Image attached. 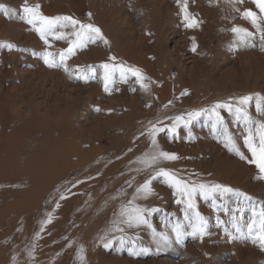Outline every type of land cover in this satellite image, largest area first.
<instances>
[{"label": "rangeland", "instance_id": "374dc122", "mask_svg": "<svg viewBox=\"0 0 264 264\" xmlns=\"http://www.w3.org/2000/svg\"><path fill=\"white\" fill-rule=\"evenodd\" d=\"M25 3L39 4L47 17L69 16L99 27L108 43L87 42L65 60L68 71L64 67L50 68L44 54L52 52V58L59 61L60 53L75 37L57 40L50 34L46 44L32 25L20 19ZM183 3L184 0H0V5L10 11V17L0 12V45H13L11 50L0 46V114L6 102H11L7 107L21 112L23 118L43 117L52 109L53 117L63 120L73 137V163L77 164L70 172L69 185L62 187L63 193L48 191L29 202L5 190L22 185L15 179L23 163L17 156L6 170L7 175L9 171L13 175L9 172L11 177L5 176V171L0 175V264H81V245L86 264H264V247L259 241L232 239L224 231L227 228L239 237L232 227L235 216L242 217L239 223L247 233L252 210L258 213L264 209V179L260 178L264 174L255 163H249L253 156L245 143L248 127L243 120L237 122L233 113L219 109L223 125L213 128V121L202 115L189 127L181 125L176 137L167 133L176 116L210 108L217 102L232 104L234 111L239 98L249 95L253 100L246 110L253 126L264 123V100L257 108V94L264 97V40L240 15L246 9L258 16L261 13L253 0L235 4L233 0H187L189 17L199 22L197 27L188 28ZM234 26L247 28L254 35L241 42L231 31ZM76 30L71 25L57 26V31L65 34ZM113 56L114 61L110 59ZM105 63L141 69L150 78L145 81L150 84L149 90H144L131 73L122 80L116 72L106 92L101 67ZM81 74L88 77L87 81L78 78ZM159 88L163 90L161 94ZM185 91L187 94L181 95ZM151 124L166 129L156 137L160 147L180 157L162 161L161 167L174 170L190 183L232 189L223 195L217 193L216 203L222 206L219 209L212 206L211 199L206 201L197 195L198 211L208 221L209 234L202 242L191 236L182 242L176 240L172 229L176 223H185L186 205L176 203L179 197L163 178L152 182L155 195L137 203L160 210L148 219L158 232L169 234L166 245L158 244L146 226L126 228L125 233L109 231L121 205L131 200L136 187L152 172L146 168L140 176L142 172L138 170L145 168L139 163L143 148H152L148 136ZM225 126L246 159L226 146ZM46 128L39 125L42 131ZM2 141L0 138V147ZM255 143L259 146L258 135ZM3 157L1 166L5 164ZM120 177L125 181L119 185L116 181ZM4 198L17 202L7 205ZM18 202L32 206L21 210L14 206ZM10 207L18 208L19 213L13 209L11 213ZM49 214L51 222L42 224ZM258 227L257 224V230ZM106 234L115 241L107 248L106 241L101 240ZM121 235L126 241L128 237L135 240L138 255L129 254L131 242L121 247Z\"/></svg>", "mask_w": 264, "mask_h": 264}, {"label": "snow or ice", "instance_id": "6c2138e0", "mask_svg": "<svg viewBox=\"0 0 264 264\" xmlns=\"http://www.w3.org/2000/svg\"><path fill=\"white\" fill-rule=\"evenodd\" d=\"M233 3H243V0H233ZM253 3H255L259 8L261 15L258 16L257 13L251 9L244 10L240 13V15L242 19L248 20L253 25V27L256 28L257 32L260 34V39L264 40V0H253ZM182 11L184 13V20L186 22L185 27H197L199 22L196 19L189 17L187 11V0H184ZM236 11L240 12V9L236 8ZM0 12H2L6 17H10L9 9L3 5H0ZM22 12L24 15H22L20 19L25 20L26 23L32 25L34 30L39 33L41 39H43L46 44H48V36L50 34L57 40L68 39L69 35H73L75 37V39L70 41V46L68 49L60 53L59 61L52 58L54 56L52 52H47L44 54L45 63L50 68L64 67V70L68 71V68L65 65V60L71 55H74L77 49L85 47L87 42H95L97 40H103L105 44L108 43L107 40L104 39L103 33L99 27H96L92 24H83L69 16L47 17L40 11L39 4H36L35 6H28V4L25 3L22 8ZM90 15L91 14H89V16ZM58 25L60 28L71 25L77 30L73 33L65 34L64 32L57 31ZM231 31L236 34L237 39L241 42H247V40L254 35L253 32H250L247 28L241 26H234L232 27ZM193 41L192 51L195 52L197 47L195 44V38H193ZM0 46L7 47L9 50H11L13 47L11 44H4ZM110 59L114 61L116 57L113 56ZM101 67L104 69L106 92L109 91L108 84L112 82V76L116 72L120 73L122 80L126 78L127 73H131V75L136 77V79L140 82V85L144 90H149L150 84L146 83L145 81L150 80V78L146 77L139 68L125 66L123 63L119 65L105 63L101 65ZM92 71L94 72L95 69H92ZM78 78L84 79L85 81L88 79V77L83 74H81V76ZM186 94V91L181 93V95ZM257 96V108L259 110L261 107L259 101L264 100V97H260L258 94ZM252 100L253 97L250 95L240 97L238 100V105L235 107L234 111L232 104L227 102H217L210 108L190 111L186 114V116H176L174 118V123H172V125L167 128V133L169 137H176L178 135V128L181 125L184 127H189V125L194 120L199 119L202 115H207L208 118L213 121V128H216L217 125H223L224 123V117L221 115L219 109H227L230 113L234 114L237 122L243 120L245 126L248 127V136L245 140V143L253 156V159L250 160L249 163H255L260 173L264 174V123H260L255 127L253 126V122L246 110V106ZM168 103L171 104L172 102L169 101ZM167 106L168 105H165L164 107ZM164 131H166L164 127H158L157 124L150 125L148 129V136L150 137L152 148L149 152L140 157L139 160L140 163L145 166V168L152 169V172L149 174L148 178H146L136 187L135 194L132 196L131 200L126 204L121 205L119 215L113 221L112 228L109 231L125 233L126 228L139 229L142 226H146L152 230L153 239L156 240L158 244L162 243L166 245L170 240L169 234L166 232H158L148 219V216L160 210L156 208L149 209L142 207L139 203H137L138 200L148 199L150 196L155 195L154 189L152 188V182L157 178H163V182L174 189L175 194L179 197L176 203L186 205L184 211L185 223H176L172 229V231L175 233L176 240L182 242L185 237L191 236L192 238H199L202 242L205 235L209 234L208 221L206 217H204L198 211V206L196 203L197 195L201 196L206 201L211 199L212 206L219 209L222 206L216 203L217 193L223 195L224 193L231 192L232 189L219 184L208 185L205 183H190L189 181L180 178L174 170L161 167L160 164L162 161H176L180 158L175 153L164 151L157 142V135ZM223 135L225 136L227 142L226 146L230 145L241 159H246L244 154L236 148L230 134L227 132L226 126L224 127ZM256 135L259 136V146H257L255 143ZM260 178L264 179V175H261ZM64 198L66 197H61V199ZM246 199L248 198L246 197ZM57 207H59V205H57ZM252 216L253 219L246 225L248 230L247 233L242 231V226L239 223V220L242 219V217L237 218L235 216L232 218V227L235 229L236 233L240 234L239 237L232 235V233H230L227 228H225L224 231L232 239L251 238L253 243L259 241L261 247H264V209H261L258 213L255 209H253ZM255 217H259V219L257 220ZM217 219L219 220V217ZM50 222L51 215L49 214L48 219L43 221L42 224ZM257 224L259 226L258 230L256 228ZM37 235L39 234L37 233ZM101 240L102 242L106 241L104 243L106 248L111 247L115 242L112 238H109L107 234L101 237ZM128 242H131L132 244V247L129 248V254L133 256L138 255L139 252L135 247V240H133L132 237H128L126 241L124 235L119 236V243L121 247H124V245ZM140 251H147V249H141ZM84 253L85 249L83 245H81L79 248V259L81 264H86V256Z\"/></svg>", "mask_w": 264, "mask_h": 264}, {"label": "bare ground", "instance_id": "6f19581e", "mask_svg": "<svg viewBox=\"0 0 264 264\" xmlns=\"http://www.w3.org/2000/svg\"><path fill=\"white\" fill-rule=\"evenodd\" d=\"M161 88H159L160 94L161 91H163L160 90ZM10 103L11 102L3 103L2 106L4 107L5 110L3 113L0 114V138L1 140H3L2 145L0 147V157L4 156L3 159H5V164H4L5 166L0 165V175H4V171H5L6 172L5 176H9L10 171L8 170L9 172L7 175L6 170L8 169V167H10L9 165H11L12 160L15 159L14 157L17 156V158H19L23 163H22V169L20 168L21 171L20 169H18L19 167L18 168H16L17 166L15 167V170L16 169L19 170L18 172L16 170V173L19 174L16 175L15 179L19 183L22 182V185L16 188H5V190L8 191L7 193H12L11 195H16L17 197L19 195L20 198L23 197L24 199H27V201L35 200L36 198L41 197L43 193L48 191L60 190L59 192L63 193V190L65 188L62 187L64 185H69L71 181L70 172L77 166L76 163H73V159L75 158L76 153L73 148V144H74L73 137L70 135L69 131L67 130L68 129L67 124L63 120L60 121V119L53 117L54 114L52 109L48 111L47 114L44 115L43 117L33 115L30 118H23L21 112L12 110V107L10 109L7 107L9 106ZM137 106L138 105L136 104V107ZM40 124L46 125L47 128L42 131L41 129H39ZM129 138H131V136ZM150 150L151 148L144 147L141 154H145ZM93 156L94 154L92 153L91 157ZM82 159L83 158H81V160ZM144 169L147 170L144 167L140 169L138 168V170H141V172ZM11 173L12 171L10 172V174ZM143 173L144 172H142L140 176H142ZM121 174H126V173L124 172ZM12 175L13 173L11 174V176ZM124 177L118 178V181H116L117 184L120 185L124 183L125 181ZM13 179L14 178H12V180ZM140 180L142 179L140 178ZM11 195L9 194V197H12ZM11 199L12 201L10 202L12 203L13 201L17 200L14 198ZM4 202L7 203V205L10 204V202L6 199ZM27 203L26 204L23 203L24 205H21L19 203L14 206L15 207L19 206L20 207V208L18 207L19 209L25 210L28 209L30 206H32L29 205V203L28 204ZM18 208L16 210H18ZM12 209L16 212L14 207H10L11 213L13 212ZM18 211L16 213H19Z\"/></svg>", "mask_w": 264, "mask_h": 264}]
</instances>
